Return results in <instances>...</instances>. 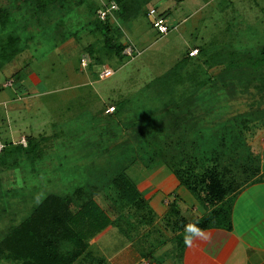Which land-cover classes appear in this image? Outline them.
Here are the masks:
<instances>
[{"label": "rangeland", "instance_id": "1", "mask_svg": "<svg viewBox=\"0 0 264 264\" xmlns=\"http://www.w3.org/2000/svg\"><path fill=\"white\" fill-rule=\"evenodd\" d=\"M28 1L0 0V17L6 13L11 21L0 24V46L14 31L27 49L10 64L0 59V241L53 195L73 199L77 207L96 199L113 226L121 227L127 215L129 225L136 215L137 225H149L112 179L131 153L152 159L146 150L160 138L154 131L164 136L174 129L168 150L157 153L180 170L189 151L198 154V148L209 159L218 152L213 164L208 159L198 170L213 165L225 185L210 206L184 186L181 192L178 180L176 190L164 194L178 213L168 210L164 229L152 234L160 242L174 238L181 244L197 220L226 209L239 189L264 177V64H253L264 46V0H131V19L120 21L121 39L137 52L123 60L87 23L90 5L98 10L113 0H53L38 14ZM74 1L79 5L70 9ZM151 7L165 13L168 34L152 26ZM89 46L114 75L99 79L80 67L81 56L91 55ZM10 78L13 85L4 87ZM110 106H116L111 115ZM185 134L203 136V145L187 146ZM30 136L37 150L17 149ZM132 164L127 174L138 187L155 184L166 191L164 170H172L167 162L151 170L138 160ZM63 249L70 253L75 244L65 241Z\"/></svg>", "mask_w": 264, "mask_h": 264}, {"label": "trees", "instance_id": "2", "mask_svg": "<svg viewBox=\"0 0 264 264\" xmlns=\"http://www.w3.org/2000/svg\"><path fill=\"white\" fill-rule=\"evenodd\" d=\"M115 1L119 5V9L115 12V21L117 22L112 23V20H100L98 16H96L98 6L92 4L90 5V14H93V18L87 23L92 26V29H95L103 34L105 46L109 50H114V52L119 56V59L123 60L129 58L123 53L129 41L122 42L121 38L123 37L124 30L121 27L120 21L126 23L129 19H131L130 12L132 7L129 3L131 0ZM52 2L53 0H29L27 4L29 7L33 8L34 13L38 14L47 10L48 5ZM78 5L79 3L74 1L70 9H73V7ZM160 13L166 18L165 13ZM64 14L65 13H62L63 16ZM2 17L3 18L0 17V24L7 26V24L11 22L10 17H8V14L6 13ZM11 27L12 32L15 26L12 24ZM26 50V47L21 46L20 37L14 34L13 31L7 36L6 40H4L0 46V59L2 61V65L4 66L9 63L18 54L23 53ZM87 50L91 54L89 55L91 59L89 69L92 75L96 76V68L105 64V62L95 55L94 48L89 46ZM135 50L137 51L136 46ZM260 54V59L253 63L255 66L264 64V46L262 47ZM115 112L116 106L115 111L112 113L108 112V114L111 115ZM173 130L174 129L171 130L169 128V131L165 132L164 136L162 132H160L161 130L159 132L154 131L155 137L160 136V138L155 139V142L153 141V143L149 144L150 147L146 150L147 153L150 152L152 159H149L147 156L145 157V155L138 156L134 153L130 154V158H124L125 161H123V164L125 165L122 166L120 168V172L113 177L112 184L120 193V197L127 204L135 205L136 208L140 209L148 208L147 199L143 196L139 187L135 184L134 179L127 174V169L132 166V163L136 160L142 162L143 166L147 168H152L154 164L162 162L166 164L167 162L168 166L172 169L170 170L178 178L180 187L184 186L187 190L191 191L192 195H194L197 199L202 202L205 201L204 205L208 203L210 206H213L215 203L219 202L221 192L225 186L222 176H220L218 172L219 170L215 169L213 165L206 167L203 170L204 173L198 170V168L204 166L202 162L205 163L206 160L209 159L208 156H206L205 151L200 153L197 148L198 146L203 145V136L195 138V136L185 134L186 136H184V138L187 142L185 141L184 143H187V146L194 145L197 148L198 154L189 151L186 153L187 155L182 157L186 162L184 167L185 169L183 170L174 167L172 162L165 159L162 160L157 153L159 149L163 151L168 150V145L172 143V140H175L172 134ZM156 134L159 136H156ZM157 140L160 146L157 145ZM174 142L176 143V141ZM16 147L20 151L25 150L35 152V150H37V141L30 136L26 146L19 144ZM178 147H181V145L179 146L178 144ZM187 149L190 150V147H187ZM216 153L218 152H213L211 158L209 159H212V164L214 159L217 157V155H215ZM215 164H218L217 160ZM238 191L234 194V196L238 193ZM174 204L175 202H173L170 211L178 213V210L174 208ZM75 205L76 203H73V199H63L62 197L56 195H53L38 204L29 218L12 228L10 232L1 239L0 261L2 258L7 257L20 261V264H72L78 257L87 251L88 239L98 234L107 226L111 225V216L100 205V203L96 201V199L88 198L80 207ZM229 220V207L226 209H212L209 213L204 215L203 218L195 222L192 226L194 229H191L193 231L189 232L186 237L190 236L197 229L213 226H229ZM181 237H183V239L186 238L185 236ZM65 241L74 243L75 250L70 253L67 250L64 252L63 246ZM183 243V241H181V244L179 243V246L181 247L180 251Z\"/></svg>", "mask_w": 264, "mask_h": 264}, {"label": "crops", "instance_id": "3", "mask_svg": "<svg viewBox=\"0 0 264 264\" xmlns=\"http://www.w3.org/2000/svg\"><path fill=\"white\" fill-rule=\"evenodd\" d=\"M171 172L164 170L166 191L155 184L139 187L148 208L136 209L149 219V225H137V215L132 216L129 225L125 216L121 227L110 225L93 236L87 251L72 264H264V177L250 181L233 196L229 203V226L197 229L199 235L191 234V243H186L185 238L180 251L176 239L160 242L152 235L161 232L165 227L161 224L168 220V205L173 200L164 194L171 195L178 185ZM182 189L179 190L184 192ZM163 200L167 201L165 205ZM169 242L175 246L170 253Z\"/></svg>", "mask_w": 264, "mask_h": 264}, {"label": "built area", "instance_id": "4", "mask_svg": "<svg viewBox=\"0 0 264 264\" xmlns=\"http://www.w3.org/2000/svg\"><path fill=\"white\" fill-rule=\"evenodd\" d=\"M119 9L118 3L113 0L109 2L108 4L104 5L103 7L99 8L97 10V16L100 20H115V12ZM148 16L152 18V26L157 30V32L161 35H166L170 32L171 26L169 25L167 19L157 10L155 7H151L148 11ZM137 51L135 50V46L131 41L127 44L125 47L123 53L126 54L129 58H133L135 56V53ZM198 52V49L192 50L190 52L191 56L196 55ZM90 62L91 59L89 55L85 54L81 56L80 58V65L84 70H88L90 68ZM97 77L99 79H106L108 77H111L115 74V70L107 66L105 64L98 66L96 68ZM14 79L10 78L5 83L4 86L8 87L13 85ZM115 111V106H110L106 109V112L112 113Z\"/></svg>", "mask_w": 264, "mask_h": 264}, {"label": "clouds", "instance_id": "5", "mask_svg": "<svg viewBox=\"0 0 264 264\" xmlns=\"http://www.w3.org/2000/svg\"><path fill=\"white\" fill-rule=\"evenodd\" d=\"M192 235H199V232L192 233ZM186 243H191V236L186 237Z\"/></svg>", "mask_w": 264, "mask_h": 264}]
</instances>
